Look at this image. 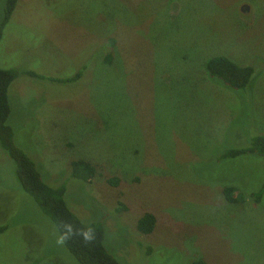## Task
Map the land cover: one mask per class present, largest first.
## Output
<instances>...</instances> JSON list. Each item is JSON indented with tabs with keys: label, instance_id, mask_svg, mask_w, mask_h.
Here are the masks:
<instances>
[{
	"label": "rangeland",
	"instance_id": "rangeland-1",
	"mask_svg": "<svg viewBox=\"0 0 264 264\" xmlns=\"http://www.w3.org/2000/svg\"><path fill=\"white\" fill-rule=\"evenodd\" d=\"M218 56L255 69L244 91L210 80ZM0 64L19 76L14 144L44 181L66 184L78 160L98 168L65 199L105 223L121 264H264V195L252 198L264 158H224L264 135V0H19ZM16 167L0 145V264H78ZM226 186L242 189L239 204ZM145 213L158 219L149 236Z\"/></svg>",
	"mask_w": 264,
	"mask_h": 264
},
{
	"label": "trees",
	"instance_id": "trees-1",
	"mask_svg": "<svg viewBox=\"0 0 264 264\" xmlns=\"http://www.w3.org/2000/svg\"><path fill=\"white\" fill-rule=\"evenodd\" d=\"M19 0H6L4 6V17L0 23V46L4 37V31L13 17ZM114 44V41L111 40ZM106 63L112 59L107 57ZM205 70L212 81L220 82L224 87L232 91H244L255 76V69L251 66H242L224 56L214 57L205 64ZM27 76L33 78L43 77L28 72ZM16 70H6L0 64V145L15 161L17 179L23 191L29 195L40 210L54 224L59 235L63 231L64 224H72L74 230L92 228L94 240L85 242L79 235H73L63 244L78 264H121L117 257L113 256L106 248L105 223L95 221H83L78 218L69 208L66 202L68 184L72 180L83 183H91L98 175V168L92 163L84 160L74 161L70 167V177L66 184L51 186L43 179L42 172L31 158L19 149L13 140V129L8 125L12 115L10 103V88L18 79ZM77 78H80L78 76ZM70 81V80H69ZM67 83L68 81H58ZM247 147V148H246ZM229 150L224 158L238 159L246 156H259L264 158V135L253 139L250 146ZM110 184L117 185L119 180H109ZM264 195V189L252 194L256 203H260ZM223 196L229 204H239L242 200V189L236 186H226ZM241 199V200H240ZM252 200V199H251ZM117 211H123V207ZM104 221V220H103ZM158 219L152 213H145L137 222V229L142 235L149 236L154 233ZM7 226H0V235L7 230ZM106 229V231H105ZM28 264H36L31 262ZM194 264H205L204 261H196Z\"/></svg>",
	"mask_w": 264,
	"mask_h": 264
},
{
	"label": "clouds",
	"instance_id": "clouds-1",
	"mask_svg": "<svg viewBox=\"0 0 264 264\" xmlns=\"http://www.w3.org/2000/svg\"><path fill=\"white\" fill-rule=\"evenodd\" d=\"M74 234L79 235L85 242H91L94 240V232L92 228L74 230L73 225L69 223L63 225V231L59 235L57 242L63 244Z\"/></svg>",
	"mask_w": 264,
	"mask_h": 264
}]
</instances>
